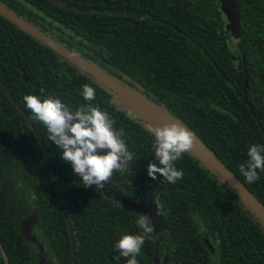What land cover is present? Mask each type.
I'll use <instances>...</instances> for the list:
<instances>
[{"label": "trees", "instance_id": "obj_1", "mask_svg": "<svg viewBox=\"0 0 264 264\" xmlns=\"http://www.w3.org/2000/svg\"><path fill=\"white\" fill-rule=\"evenodd\" d=\"M0 1L162 104L264 205V173L249 184L238 169L248 158V145L264 144V133L243 99L248 97L264 129V0H235L236 46L214 0ZM84 83L97 94L87 103L109 113L136 162L114 172L110 181L155 206L167 226L145 241L139 264H153L157 242L159 262L168 255L165 264H264V226L198 157L187 152L175 162L184 171L175 184L159 174L148 177L149 163L160 166L152 156L153 128L0 15V244L9 264H39V244L48 262L72 264L66 214L76 264H115L114 241L140 232L135 221L146 215L127 209L103 190L81 185L24 105V95L43 88L75 109L86 103L79 95ZM33 213L36 241L21 229V221ZM193 214L200 216L202 226L193 222ZM0 264H6L1 252Z\"/></svg>", "mask_w": 264, "mask_h": 264}, {"label": "clouds", "instance_id": "obj_2", "mask_svg": "<svg viewBox=\"0 0 264 264\" xmlns=\"http://www.w3.org/2000/svg\"><path fill=\"white\" fill-rule=\"evenodd\" d=\"M79 95L86 103L75 109L59 97L45 94L43 88L38 94L24 95L23 101L32 118L46 130L47 139L59 150L60 159L71 165L81 185L94 186L95 190L101 191L114 172L128 169L134 155L123 139V131L114 128L109 113L87 103L96 100V89L84 83ZM150 135L153 138L152 156L160 166L149 163L146 168L148 177L156 179L159 174L167 183L175 184L184 176V171L178 169L175 162L193 148V133L182 122H172L155 126ZM247 157L238 169L245 181L252 184L264 173V144L248 145ZM191 219L195 224L203 225L198 214H193ZM135 223L139 234H122L112 244L113 251L118 252L113 257L115 264H120L121 259L125 264H139L137 257L142 246L152 238L154 227L146 216H140Z\"/></svg>", "mask_w": 264, "mask_h": 264}, {"label": "water", "instance_id": "obj_3", "mask_svg": "<svg viewBox=\"0 0 264 264\" xmlns=\"http://www.w3.org/2000/svg\"><path fill=\"white\" fill-rule=\"evenodd\" d=\"M228 3V8L225 7L224 12L227 13L228 23L226 27L230 30L231 40L236 46L237 39L239 37L238 23L239 14L237 9V3L235 0H223V3ZM0 15L11 21L19 29L28 33L34 37L41 44L45 45L56 54L67 60L70 64L74 65L77 69L84 72L86 75L91 77L99 85L105 88L115 99L125 107L129 112L141 117L148 122L153 128L160 126L165 123L182 122L183 125L193 133V148L188 153L198 157L200 163L213 173L220 182L224 183L225 186L235 195H237L243 204L253 213V215L261 222L264 226V205L255 197V195L241 182V180L224 164V162L202 141L196 133L189 128L181 119L174 116L169 112L162 104L149 99L139 89L131 87L130 85L122 82L120 78L111 75L104 68L100 67L96 63L83 57L79 52L73 48L68 47L65 43L60 42L40 27L34 25L22 15L8 7L2 1H0ZM244 72L246 74L244 81V91L246 94V85L248 82L246 62L244 55L241 53ZM22 77L27 80L26 74L23 72ZM248 108L250 109L253 117L257 121L259 127L264 133L262 124L260 123L256 113L254 112L248 97H243ZM107 151V150H104ZM107 197H110L120 203L127 209L145 214L150 220L154 227V233H159L167 228L166 223L160 212L155 206L150 205L144 199L137 197L132 194L125 193L117 185L111 181L105 182V187L102 189ZM37 215L32 214L28 218L21 221V229L26 238L36 241V235L32 233V225L37 221ZM67 225L70 234V241L72 247V264H76V251H75V240L73 237V231L68 220V215H65ZM208 246L211 244L208 240H205ZM39 264H55L48 262L43 254V245L39 244ZM0 252L6 264H9L6 257L5 251L0 244ZM168 260V255L164 257L163 264ZM153 264H162L159 262L158 256V242L155 244V252L153 258Z\"/></svg>", "mask_w": 264, "mask_h": 264}, {"label": "rangeland", "instance_id": "obj_4", "mask_svg": "<svg viewBox=\"0 0 264 264\" xmlns=\"http://www.w3.org/2000/svg\"><path fill=\"white\" fill-rule=\"evenodd\" d=\"M220 3V5H219V8H220V10H221V13H222V15H223V17H225L224 19H226L227 21H226V24L228 23V19H227V13H225L224 12V9H225V7H227L228 6V3L227 2H225V3H223V0H218ZM228 8V7H227ZM135 116H137V115H135ZM138 118H140L143 122H145V124H146V126L147 127H150V128H153L148 122H146L144 119H142L141 117H138Z\"/></svg>", "mask_w": 264, "mask_h": 264}, {"label": "flooded vegetation", "instance_id": "obj_5", "mask_svg": "<svg viewBox=\"0 0 264 264\" xmlns=\"http://www.w3.org/2000/svg\"><path fill=\"white\" fill-rule=\"evenodd\" d=\"M214 1H217L218 2V0H214ZM220 2H218V4H219ZM220 5V4H219ZM222 14V13H221ZM223 16V15H222ZM224 18V17H223ZM230 36H231V33H230ZM236 64H237V62H235ZM151 98V97H150ZM157 102V101H156ZM135 164H136V162H134V161H129V165H128V168H133V167H135ZM34 227V224L32 225V228ZM158 239H162L160 236H158ZM166 255V254H165ZM163 261H164V258H163V260L162 261H160V263H162L163 264ZM166 263V262H165ZM164 263V264H165Z\"/></svg>", "mask_w": 264, "mask_h": 264}]
</instances>
